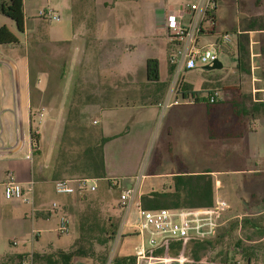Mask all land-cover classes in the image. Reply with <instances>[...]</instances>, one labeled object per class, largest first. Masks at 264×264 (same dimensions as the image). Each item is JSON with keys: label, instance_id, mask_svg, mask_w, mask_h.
Returning <instances> with one entry per match:
<instances>
[{"label": "crops", "instance_id": "obj_1", "mask_svg": "<svg viewBox=\"0 0 264 264\" xmlns=\"http://www.w3.org/2000/svg\"><path fill=\"white\" fill-rule=\"evenodd\" d=\"M33 1L22 0V34L26 43L28 41V49L35 55L34 51L41 44L67 42L70 58L65 61L66 70L59 77L60 87L54 91L50 90L51 74L45 69H37L35 59L33 65L30 64L28 51L17 50L12 44H0V185L5 172L11 171L22 187L31 185L33 189L32 205L17 199H5L0 191V258L7 253H40L49 245L33 248L34 243L44 241V227L54 216L48 213L50 202L55 201L59 212L65 214L69 210L68 202L75 195L56 194L52 188V181L58 178L52 173L57 136L65 119L70 87L77 81L79 72L84 73L87 67L97 64L117 68L115 55L114 61L107 59L108 51L115 52L116 37L115 17L108 7V0H68V5L58 7L59 15L65 22L57 29L44 26V19L30 12ZM179 2L167 4V10ZM154 11L153 16L158 19L156 26L164 34L160 26L164 10L160 13ZM263 12L264 0H215L213 31H230L235 44L243 39L249 56L248 63L241 69L236 67L234 57L232 72L235 74L219 85L222 99L213 104L206 103L202 98L193 102H174L170 95V98H163V90L158 98L148 96L149 86L154 85L155 88L160 81L157 73L155 79L147 76L145 62L155 59L147 54L130 61L128 69H117L120 74L129 77V86L115 88L116 85L112 87L108 82V88L101 94L110 101L140 96L142 100L124 104L106 101L103 105L90 101L81 111L89 116L92 124L99 125L97 128L101 136L109 137L102 147L104 177L101 179L116 177L107 176L108 173H137L138 165H132V170L127 172L113 170L110 162L106 161L105 148L116 141V146L127 145L134 153L142 136L147 141L155 119L139 115V110H151L155 116L159 105H163L156 158L150 169L144 168L140 173L164 178L177 173H210L214 197L225 198L231 206L233 200L227 195V188L232 187L238 192L235 201L241 209L261 205L258 201H264V178L258 171H264V73L261 57L264 51V21L257 23L254 19L262 16ZM203 37L211 39L212 34L207 33ZM5 46L8 48L5 49ZM121 50L132 57L133 44H124ZM95 59L99 62L95 63ZM181 80V87L194 91L183 85L182 77ZM205 84L203 90L197 91L200 96L212 90V85L207 87ZM88 95V98L99 96L93 90ZM40 105L45 107L43 113L38 109ZM36 121H40L37 130L34 129ZM31 131L37 136L36 143L31 139ZM108 149L110 160L115 148L109 145ZM213 173L232 175L233 178L225 185ZM133 176L128 175L127 180L135 179L136 176ZM115 204H118L117 200ZM117 208L121 210L118 205ZM12 239L17 241L15 245L26 247L27 244L28 249L12 252L5 246V241L12 245Z\"/></svg>", "mask_w": 264, "mask_h": 264}, {"label": "rangeland", "instance_id": "obj_2", "mask_svg": "<svg viewBox=\"0 0 264 264\" xmlns=\"http://www.w3.org/2000/svg\"><path fill=\"white\" fill-rule=\"evenodd\" d=\"M177 0H108L107 4L111 12L115 17V52L108 51L107 59L114 61V56H116V65H95L87 67L84 73H80L76 77L77 81H74L72 87H70V95L67 100V106L65 110V119L59 134L57 136V148L62 145L63 149H71L73 154H80L84 146L88 143L95 141L101 134L98 130V124H92L88 119L89 116L81 111L84 109V105L87 102L94 101V104H105L106 101L113 104H124L129 102L140 101V97L134 98H116L107 99L103 94L104 90L108 88V82H111V86L116 85L115 88H124L129 86V77L120 74L117 69L129 68V62L136 61V58L147 54V56L155 58L157 76L159 77L160 83H157L155 88L154 85L149 86L148 91L150 97L157 96L158 98L160 92L163 90V98H173L178 99V94L176 88L178 82L182 83L181 77L175 78L172 71L168 73V62L167 54L172 48L167 42L164 34L161 33L159 27L156 26V21L158 20L153 16V11L160 13L167 10V4H175ZM68 0H34L32 2V7L30 12L36 15L37 11L44 10L45 8L51 9L60 18L57 21L42 20L43 25H50L51 29H57L59 26L65 22L59 15L58 7H63L68 5ZM261 8V7H259ZM154 11V12H155ZM239 15V14H238ZM262 16L258 19H254L255 22L261 20L264 21V12ZM36 17H38L36 15ZM41 18V17H38ZM242 18V17H241ZM3 24L5 27L15 36L16 42L12 43L16 49H22L29 52L30 64L33 65L34 59L37 62V69L42 68L47 70L52 76V84H50V90L59 89V77L65 72L66 65L65 61L70 58V49L67 42L55 41L48 44H41L39 49L34 51L29 50L27 47L28 41L24 39L22 32H18L12 20L0 15V25ZM230 33V31H227ZM212 39V38H211ZM207 37H200V42H206L211 40ZM124 44H133V54L132 57L125 55L121 48ZM99 47V46H98ZM8 47L5 46V49ZM99 52V49L96 50ZM122 52V53H120ZM262 54V68L264 73V56ZM36 57V58H34ZM218 60L221 62V68L216 70L204 71L202 67L196 65L193 69L184 71L181 76L183 78V85L191 87L195 92L203 90V85L207 87L212 85V89H219L223 81L232 78L235 72H232V67L234 64V57H229L225 54H219ZM99 62L95 59V63ZM130 62V63H131ZM81 69L85 67H80ZM36 69V70H37ZM221 78V79H220ZM209 81V82H208ZM165 87V89H164ZM94 91L98 94V97L88 98L89 91ZM205 92V91H203ZM87 94V96H86ZM148 97V98H150ZM163 99V100H164ZM149 100V99H147ZM163 100L161 102H163ZM159 112L154 114L151 110L141 109L139 110V115L151 116L154 119L153 126L148 132L149 136L147 141H144L142 136L140 143L135 147L134 153H131L130 147L127 145L116 144V141L108 144L105 148V157L107 163L110 162L113 170H123L122 172H127L132 170L130 168L132 165H138L137 173H108L107 176L115 175L116 177H108L104 179H97L96 186L97 189L93 191L91 197H96L97 194L102 198L103 201L109 202L112 206L116 205L115 200L118 198L119 185L121 180L127 179L128 175L136 176V189L137 194L144 193L147 190H167V185L171 183V177L164 178L159 176H145L146 173H140L144 168L150 169L152 167L153 161L156 158V148L159 140L160 129L162 124V109L163 105H159ZM39 111L43 113L45 111L44 105L38 107ZM137 110H135V113ZM153 115V116H152ZM42 117H40L41 119ZM152 119V118H151ZM88 120V121H87ZM153 121V119H152ZM68 126L65 131L64 126ZM40 121H36L34 129H38ZM75 127V128H74ZM119 141V140H117ZM143 142H145L143 144ZM142 143V144H141ZM109 145L114 146V150L111 152L113 155L110 160H108ZM65 151V150H64ZM57 152V149H56ZM55 152V155H56ZM67 153V152H66ZM68 154H66L67 157ZM114 157V158H113ZM117 157V158H116ZM119 160L117 163H115ZM258 166L262 167L261 163ZM129 167V168H127ZM125 168V169H124ZM68 172L74 174H68V172L63 171L59 173L58 178L68 177V176H81L76 170L69 168ZM264 178V171L260 170ZM215 178H218L222 184L227 183L229 179H232V175H225L222 173H213ZM143 175V176H142ZM133 176V177H135ZM56 178V179H58ZM114 178L118 181L116 187L109 186L107 183L108 179ZM55 180V179H54ZM264 181V180H263ZM53 182V181H52ZM235 185V182H234ZM233 188H227V195L233 200L231 206L229 205L227 211L224 213L221 224L218 227L216 234L210 239V243L206 245L205 249L201 251V256L209 257L213 260L215 264L225 263V264H264V201H258L259 206L252 205L241 209L236 201L238 197V192L232 190ZM224 190V189H222ZM264 198V197H263ZM97 199V198H95ZM225 199V198H224ZM226 200V199H225ZM236 200V201H235ZM118 201V200H117ZM228 201V200H227ZM226 201V202H227ZM66 203V202H65ZM228 203V202H227ZM70 206H73L69 204ZM118 205V204H117ZM119 218V223L115 232V235L110 242L109 251L107 255L106 264H110V260L115 257L134 254L136 249L139 247L140 241L145 242L146 235L141 236L136 235L132 232V228L125 226L122 228L120 236H118L119 225L121 220L124 218V213L117 207L112 210ZM70 221L69 231L66 235H57L55 232V225L57 218L56 216H51L47 221L44 231L45 239L40 240L33 244V248L39 249L46 245H51L56 248H64L67 246L69 241L76 237V224L73 218L69 214H65ZM125 220L129 224H134L137 221L136 209L134 207H129L127 213L125 214ZM75 236V237H74ZM5 246L12 252L17 250L28 249V245L18 244L9 245L5 241ZM241 254V255H240ZM249 254V261L246 263L244 258ZM24 264H33L30 257L22 258ZM9 264H13L9 263ZM14 264H17L16 262ZM35 264V263H34ZM72 264H88L87 261L79 260L74 261Z\"/></svg>", "mask_w": 264, "mask_h": 264}, {"label": "built area", "instance_id": "obj_3", "mask_svg": "<svg viewBox=\"0 0 264 264\" xmlns=\"http://www.w3.org/2000/svg\"><path fill=\"white\" fill-rule=\"evenodd\" d=\"M214 10L215 0H180L177 5L162 13L160 26L172 47L167 54V62L175 78L182 77L181 74L184 71L193 69L197 67L196 65L203 67L212 64L214 60H218L219 54L235 57L236 47L232 35L227 31H213ZM36 15L48 21L59 19V16L49 8L37 11ZM207 33L212 34V39L200 42V37ZM180 88L181 85L178 82L176 92L179 97L178 99L173 98L174 102H193L202 98L206 103L213 104L222 99L218 89L206 91L202 96L196 93L183 97ZM96 180V178L88 177L58 178L53 180L52 188L56 194L61 195H69L79 189L93 192L97 189ZM107 181L109 186L114 188L118 185V181L114 178ZM136 185V178L121 180L117 198L118 206L124 213V218L119 225L118 236L125 226L132 228V233L136 235H146L145 242L140 241L139 247L134 252V264H215L206 256L193 260L188 255L179 254L172 257L165 252L161 254L155 251L161 247L165 251L169 240L180 239L182 243H186L189 240L213 238L229 207L226 200L215 196L212 204L207 207L149 210L140 207ZM0 191L5 199H17L30 205L33 204L32 186L22 187L11 171L5 172ZM131 206L136 209L137 214V221L134 224H129L125 220V214ZM48 213L57 218L56 234H68L69 218L59 212L55 201L50 202ZM16 243V240H11L12 245Z\"/></svg>", "mask_w": 264, "mask_h": 264}, {"label": "trees", "instance_id": "obj_4", "mask_svg": "<svg viewBox=\"0 0 264 264\" xmlns=\"http://www.w3.org/2000/svg\"><path fill=\"white\" fill-rule=\"evenodd\" d=\"M0 14L13 21L18 32L23 31L22 0H0ZM243 37V36H242ZM16 42L15 36L5 27L0 25V44H12ZM236 47V67L248 63L249 52L244 40H238ZM264 50V49H263ZM262 50V51H263ZM264 56V51H263ZM146 73L149 79H155L157 68L154 59H147L145 62ZM168 67V73L171 72ZM243 70V69H242ZM181 94L194 95L197 92L187 88H180ZM65 131L68 126H64ZM75 128V127H74ZM31 139L37 142V136L31 131ZM109 137L99 136L92 143L84 146L80 154H73L71 149H63L59 144L53 160L52 173L59 175L63 171L76 170L81 173L79 177L101 179L104 177L103 168V144ZM65 150V151H64ZM67 152V153H66ZM66 154L67 157H66ZM68 174H74L68 172ZM171 177V183L167 190H149L138 195V202L143 209L157 208H185V207H207L212 204L214 198L213 180L210 173H177ZM74 198L68 202L69 214L76 224V237L70 245L65 248H56L48 245L40 253L5 254L0 258V264H13L22 261V258L30 257L34 264H72L74 261L84 260L88 264H106L110 242L112 241L119 218L113 214L112 210L117 205H111L103 201L97 194L91 197L93 192L86 190H76ZM97 198V199H95ZM64 212V211H63ZM210 240H189L182 243L180 239L167 241L164 251L163 247L155 252L176 257L179 254L188 255L193 260H197L201 251L205 249ZM241 255V254H240ZM18 258V259H15ZM244 261L248 263L249 254ZM110 264H134V254L115 257L110 260ZM193 264V263H184Z\"/></svg>", "mask_w": 264, "mask_h": 264}, {"label": "water", "instance_id": "obj_5", "mask_svg": "<svg viewBox=\"0 0 264 264\" xmlns=\"http://www.w3.org/2000/svg\"><path fill=\"white\" fill-rule=\"evenodd\" d=\"M221 62L219 61V60H214L213 62H212V64H210V65H204L203 67H202V69L204 70V71H208V70H216V69H220L221 68Z\"/></svg>", "mask_w": 264, "mask_h": 264}]
</instances>
